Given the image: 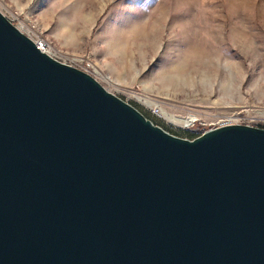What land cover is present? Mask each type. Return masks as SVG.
I'll use <instances>...</instances> for the list:
<instances>
[{
    "label": "water",
    "instance_id": "95a60500",
    "mask_svg": "<svg viewBox=\"0 0 264 264\" xmlns=\"http://www.w3.org/2000/svg\"><path fill=\"white\" fill-rule=\"evenodd\" d=\"M0 264H264V129L174 137L0 13Z\"/></svg>",
    "mask_w": 264,
    "mask_h": 264
},
{
    "label": "rangeland",
    "instance_id": "374dc122",
    "mask_svg": "<svg viewBox=\"0 0 264 264\" xmlns=\"http://www.w3.org/2000/svg\"><path fill=\"white\" fill-rule=\"evenodd\" d=\"M0 13L174 137L264 127V0H0Z\"/></svg>",
    "mask_w": 264,
    "mask_h": 264
},
{
    "label": "built area",
    "instance_id": "2783aa9c",
    "mask_svg": "<svg viewBox=\"0 0 264 264\" xmlns=\"http://www.w3.org/2000/svg\"><path fill=\"white\" fill-rule=\"evenodd\" d=\"M34 43H35V45L37 46V48H38L40 51H42V52L45 51L46 46H45V44H44L43 42H41V41H37V42H34ZM227 125H229V124H223V125H221L220 127H222V126H227Z\"/></svg>",
    "mask_w": 264,
    "mask_h": 264
},
{
    "label": "trees",
    "instance_id": "16d2710c",
    "mask_svg": "<svg viewBox=\"0 0 264 264\" xmlns=\"http://www.w3.org/2000/svg\"><path fill=\"white\" fill-rule=\"evenodd\" d=\"M135 108V107H134ZM146 119H147V117H145ZM256 127H258V128H262V129H264V127H261V126H256ZM188 135V134H187ZM198 135H200V134H198ZM196 136H189L188 137V139L189 140H192V139H194Z\"/></svg>",
    "mask_w": 264,
    "mask_h": 264
},
{
    "label": "bare ground",
    "instance_id": "6f19581e",
    "mask_svg": "<svg viewBox=\"0 0 264 264\" xmlns=\"http://www.w3.org/2000/svg\"><path fill=\"white\" fill-rule=\"evenodd\" d=\"M45 52V51H44ZM46 53V52H45ZM47 54V53H46Z\"/></svg>",
    "mask_w": 264,
    "mask_h": 264
}]
</instances>
